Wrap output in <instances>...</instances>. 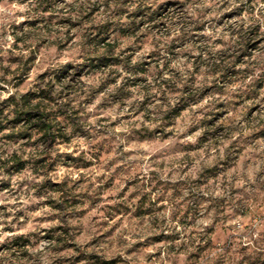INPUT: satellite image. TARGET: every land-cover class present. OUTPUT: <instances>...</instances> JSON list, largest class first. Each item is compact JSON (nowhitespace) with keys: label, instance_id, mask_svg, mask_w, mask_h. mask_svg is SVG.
I'll return each mask as SVG.
<instances>
[{"label":"clouds","instance_id":"1","mask_svg":"<svg viewBox=\"0 0 264 264\" xmlns=\"http://www.w3.org/2000/svg\"><path fill=\"white\" fill-rule=\"evenodd\" d=\"M0 264H264V0H0Z\"/></svg>","mask_w":264,"mask_h":264},{"label":"rangeland","instance_id":"2","mask_svg":"<svg viewBox=\"0 0 264 264\" xmlns=\"http://www.w3.org/2000/svg\"><path fill=\"white\" fill-rule=\"evenodd\" d=\"M31 123V121H30ZM37 123H39V121H37ZM216 126H213V128H215ZM42 131H45L46 133L50 131V126L49 125H45L43 128H42ZM46 164V161L44 162ZM16 166H19V161L17 160L16 161Z\"/></svg>","mask_w":264,"mask_h":264}]
</instances>
